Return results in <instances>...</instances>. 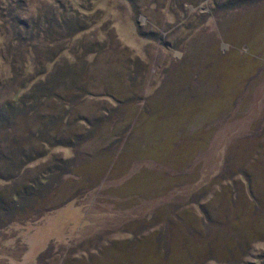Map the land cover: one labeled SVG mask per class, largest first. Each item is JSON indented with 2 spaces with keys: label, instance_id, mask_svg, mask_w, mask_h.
I'll use <instances>...</instances> for the list:
<instances>
[{
  "label": "rangeland",
  "instance_id": "374dc122",
  "mask_svg": "<svg viewBox=\"0 0 264 264\" xmlns=\"http://www.w3.org/2000/svg\"><path fill=\"white\" fill-rule=\"evenodd\" d=\"M0 113V264H264V0H0Z\"/></svg>",
  "mask_w": 264,
  "mask_h": 264
},
{
  "label": "trees",
  "instance_id": "16d2710c",
  "mask_svg": "<svg viewBox=\"0 0 264 264\" xmlns=\"http://www.w3.org/2000/svg\"><path fill=\"white\" fill-rule=\"evenodd\" d=\"M9 114H15V113H13V108H12V106H10V108H8L7 110H6V115H9ZM5 115V116H6ZM4 116V114L3 113H0V126L2 125V123H5L6 122V124H10V119H9V117L8 118H6ZM26 162V161H25ZM25 162H22V163H19L18 165H19V167L20 168H22L26 163ZM25 163V164H24ZM24 164V165H23ZM24 191H31V188L30 189H26V190H24ZM22 194L19 192V193H17V194H14L13 196H15L16 198H15V201H16V199L18 198V197H22L21 196ZM15 201H14V203H15Z\"/></svg>",
  "mask_w": 264,
  "mask_h": 264
}]
</instances>
